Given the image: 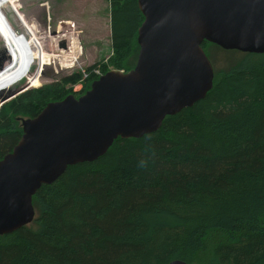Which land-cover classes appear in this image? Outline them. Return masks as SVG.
<instances>
[{
    "label": "trees",
    "instance_id": "1",
    "mask_svg": "<svg viewBox=\"0 0 264 264\" xmlns=\"http://www.w3.org/2000/svg\"><path fill=\"white\" fill-rule=\"evenodd\" d=\"M108 1L109 56L85 73L40 86L33 78L37 87L2 104L0 159L19 142L22 118L84 94L110 69L134 68L144 14L138 0ZM2 15L0 30L17 61L0 74V87L32 56ZM203 47L215 68L206 97L166 116L156 132L118 137L98 159L43 184L33 196L34 221L0 235V264H264V53L207 40ZM215 49L227 52L223 67Z\"/></svg>",
    "mask_w": 264,
    "mask_h": 264
},
{
    "label": "water",
    "instance_id": "2",
    "mask_svg": "<svg viewBox=\"0 0 264 264\" xmlns=\"http://www.w3.org/2000/svg\"><path fill=\"white\" fill-rule=\"evenodd\" d=\"M138 3L144 19L134 68L110 69L84 94H69L21 119L19 142L0 159V235L34 221L33 196L68 166L98 159L118 137L156 132L166 116L205 98L215 77L205 40L228 50L264 53V0ZM19 93L0 94V107Z\"/></svg>",
    "mask_w": 264,
    "mask_h": 264
},
{
    "label": "rangeland",
    "instance_id": "3",
    "mask_svg": "<svg viewBox=\"0 0 264 264\" xmlns=\"http://www.w3.org/2000/svg\"><path fill=\"white\" fill-rule=\"evenodd\" d=\"M110 9L108 0H0L4 20L32 55L25 60L21 75L13 77L10 86L0 87V94L9 96L52 82L107 58L111 51ZM40 52L48 54L52 62L43 64ZM214 52L218 57L216 67H223L227 52ZM16 61L7 35L0 30V74L9 71ZM33 78L40 84L32 85ZM80 87L76 85L75 90Z\"/></svg>",
    "mask_w": 264,
    "mask_h": 264
},
{
    "label": "bare ground",
    "instance_id": "4",
    "mask_svg": "<svg viewBox=\"0 0 264 264\" xmlns=\"http://www.w3.org/2000/svg\"><path fill=\"white\" fill-rule=\"evenodd\" d=\"M2 22L4 23V24H6V22H5V20H4V18H2ZM8 30H10V29H8ZM10 34H11V32L10 31H8ZM8 34V33H7ZM19 46H21L20 44H19ZM22 70H23V67L21 68ZM20 69V70H21ZM22 72V71H21ZM21 72L19 71L17 74H15V76L14 77H18L19 75H21Z\"/></svg>",
    "mask_w": 264,
    "mask_h": 264
},
{
    "label": "built area",
    "instance_id": "5",
    "mask_svg": "<svg viewBox=\"0 0 264 264\" xmlns=\"http://www.w3.org/2000/svg\"><path fill=\"white\" fill-rule=\"evenodd\" d=\"M8 27H9L10 31H12L11 30V27L10 26H8ZM82 71L85 73V69H82ZM96 73L100 74L101 73V70L99 68L96 69Z\"/></svg>",
    "mask_w": 264,
    "mask_h": 264
},
{
    "label": "flooded vegetation",
    "instance_id": "6",
    "mask_svg": "<svg viewBox=\"0 0 264 264\" xmlns=\"http://www.w3.org/2000/svg\"><path fill=\"white\" fill-rule=\"evenodd\" d=\"M209 56V55H208Z\"/></svg>",
    "mask_w": 264,
    "mask_h": 264
}]
</instances>
